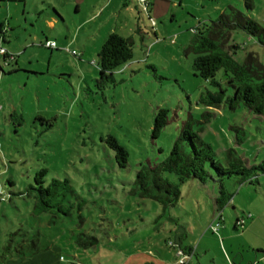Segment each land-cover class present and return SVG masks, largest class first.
I'll use <instances>...</instances> for the list:
<instances>
[{"label": "rangeland", "instance_id": "1", "mask_svg": "<svg viewBox=\"0 0 264 264\" xmlns=\"http://www.w3.org/2000/svg\"><path fill=\"white\" fill-rule=\"evenodd\" d=\"M231 7L264 18V0L251 8L243 0H147L146 9L138 0H0V47L13 55L6 64L0 51V264H177L168 246L176 228H185L186 243L221 237L210 226L220 185L233 201L222 207L224 223L247 222V209L264 222V173L252 184L221 179L210 160L204 182L162 172L180 193L168 207L134 183L139 169L170 153L185 124L223 166L263 162L264 117L241 102L230 108L224 95L217 106L203 103L219 88L192 65L194 29ZM112 30L131 39L132 57L100 81L97 52ZM229 43L238 57L252 51L264 64L254 37L234 30ZM215 78L230 94L222 69ZM160 108L167 122L153 136ZM109 135L127 151L124 166ZM40 168L43 185L69 180L74 193L59 201L71 205L67 213L36 209Z\"/></svg>", "mask_w": 264, "mask_h": 264}, {"label": "trees", "instance_id": "2", "mask_svg": "<svg viewBox=\"0 0 264 264\" xmlns=\"http://www.w3.org/2000/svg\"><path fill=\"white\" fill-rule=\"evenodd\" d=\"M246 8L252 7V0H243ZM54 12L57 13L55 9ZM60 16V15H59ZM243 31L247 36L254 37L256 42L264 45V18L258 21L247 16L234 7L229 13H221L216 20L209 24H202L201 30L194 29V39L189 49L194 52L193 69L205 80L218 87L215 93L208 92L201 101L208 106H214L224 100L234 108L237 103H242L251 112L264 117V64L256 53L245 52L243 56L237 55L238 45L230 44L232 32ZM132 41L129 37L122 36L116 31L107 34L97 52V65L99 80L112 79L114 70L121 68L132 57ZM1 54L8 64L13 58L4 47ZM222 69L226 86L230 94H226V88L216 80V72ZM33 73H38L34 72ZM167 122V110L158 109L153 121V136L158 135ZM110 146L115 150V158L119 166L126 164L127 151L125 147L112 135L107 137ZM213 152L208 144L204 143L196 132L190 129L188 124L183 125L179 136L173 143L170 153L160 162L151 167H142L136 173L135 185L142 197L157 200L164 207L174 205L179 198L178 187L162 176V172H172L182 182L187 179H197L204 182L208 172L205 164L208 160L216 169V177H229L233 174L239 176V183H251L259 173H264V160L260 164L244 166L236 161L227 166L214 161ZM46 168H40L34 175L33 188L37 191L36 209L40 212L56 207L63 213H67L71 205L66 209L59 203L66 192L74 193L69 185V180L52 179L48 185H43ZM65 189V190H64ZM230 199L226 196L222 186H219V195L215 198L216 211ZM220 207V208H219Z\"/></svg>", "mask_w": 264, "mask_h": 264}, {"label": "crops", "instance_id": "3", "mask_svg": "<svg viewBox=\"0 0 264 264\" xmlns=\"http://www.w3.org/2000/svg\"><path fill=\"white\" fill-rule=\"evenodd\" d=\"M257 178L258 176L256 179ZM253 182L255 181L252 180L251 184ZM241 189L242 188L239 189L238 194L241 192ZM218 195L219 193L213 196L214 212L212 213L213 216L210 224L216 220L215 198ZM232 202L230 197L229 203L231 204ZM222 207H219L220 212L222 211ZM247 210V217L250 220L246 222L245 218L241 217V219H244L242 227L236 224V221L239 219L237 216L235 220L229 224L224 223L223 220L219 226L218 232H213L215 235L219 236L220 231L221 237L219 236L218 239L209 238L206 236V233H204L195 244L194 242L186 243L182 239L185 228L183 231L174 228L177 232V240L172 241V243L169 241L168 246L176 249V254L179 259L182 256L187 257L185 258V264H264V222L260 218L261 214L259 211L255 212L252 211V209ZM257 234L259 237H257ZM61 258L62 257L59 256L58 260L60 261ZM179 259L177 264H179ZM55 260L57 259L55 258ZM167 261V259H164V264H167Z\"/></svg>", "mask_w": 264, "mask_h": 264}, {"label": "built area", "instance_id": "4", "mask_svg": "<svg viewBox=\"0 0 264 264\" xmlns=\"http://www.w3.org/2000/svg\"><path fill=\"white\" fill-rule=\"evenodd\" d=\"M139 1V3H141L142 4V6H143V8L144 9H146V7H147V0H138ZM45 45L46 46H48V47H54V46H56V43H55V41H46V43H45ZM0 51L2 52L3 51V49H0ZM72 52H74V51H72ZM216 220H215V222H213L210 226H211V230L213 231V232H218V230H219V226L221 225V222L223 221V217H222V214H221V212H220V210L219 211H217L216 212ZM236 224H238V225H240L241 227L243 226V224H244V219H238L237 221H236ZM170 243H172V241H170ZM180 254H181V252H180ZM185 258H187L186 256H182L180 259H179V263L180 264H185L186 262V259Z\"/></svg>", "mask_w": 264, "mask_h": 264}]
</instances>
